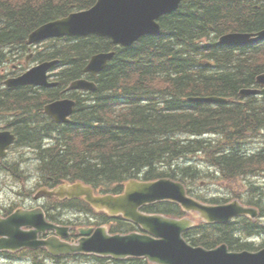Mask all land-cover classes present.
Here are the masks:
<instances>
[{
  "label": "trees",
  "instance_id": "1",
  "mask_svg": "<svg viewBox=\"0 0 264 264\" xmlns=\"http://www.w3.org/2000/svg\"><path fill=\"white\" fill-rule=\"evenodd\" d=\"M95 3L0 0V65L26 50L29 34L39 26ZM161 24L159 36L144 37L126 48L97 36L50 40L38 60H59V86L36 96L27 86L0 90V106L22 110L31 121L37 112L38 122L23 125L18 136L27 144L38 142L41 170L56 182L81 180L116 192L122 182L139 176L194 180L199 177L189 159L199 155L231 183L248 171L264 170V149L251 150L252 143L263 137L264 89L261 97L238 96L264 73V43L239 49L216 43L226 33L263 30L264 0H183ZM112 50L115 56L95 80L97 90L68 95L77 102L72 123L43 121L44 104L63 97L65 88L84 75L94 54ZM204 96L229 101L214 105L189 101ZM53 133L52 147L43 148V139ZM240 228L237 223L209 227L206 231L215 237L191 242L210 247L227 243L240 249L232 233ZM247 228L246 233H264V227L253 223ZM93 261L109 264L98 257ZM127 264L145 263L133 259Z\"/></svg>",
  "mask_w": 264,
  "mask_h": 264
},
{
  "label": "water",
  "instance_id": "2",
  "mask_svg": "<svg viewBox=\"0 0 264 264\" xmlns=\"http://www.w3.org/2000/svg\"><path fill=\"white\" fill-rule=\"evenodd\" d=\"M183 0H98L90 10L75 13L65 19L49 23L30 36L29 44L51 37H83L97 35L109 38L115 45L131 47L144 36H157L161 33L158 23L160 18L175 12ZM264 40V31L258 34L232 33L223 36L220 44L242 46ZM115 52L101 53L94 56L85 69L94 77L105 70ZM57 62H47L34 67L17 80H12L9 86L35 85L53 87L57 83L48 82V71ZM258 83L264 86V76L258 78ZM96 85L85 79L74 81L67 89L95 90ZM259 90H244L241 95L258 94ZM194 101L218 102L216 98H197ZM75 101L70 99L52 103L45 112L57 122H67L74 112ZM42 196L64 198H82L95 210L103 211L110 216L122 215L125 219L135 222L147 234L131 233L128 235H110L107 228H99L89 238H83L78 243L62 242L58 238L45 241L37 240V232L32 234L22 232L25 222H18L20 216L0 222V250L22 248H46L53 256H69L75 254H94L124 260L128 257L146 258L153 264H264V250L257 253L229 252L226 245L214 250L194 248L189 245L182 234L193 227L188 218L177 220L163 216L141 214L139 210L158 202H173L182 206L188 214L198 212V216L207 223L228 222L233 217L250 215L257 217L253 209L243 207L239 201L227 205L214 206L198 202L187 194L185 186L171 179H161L154 182H139L131 180L125 184L121 195L97 196L90 186L83 183L66 184L55 190L43 189L36 198ZM38 232H46L52 226L44 225L42 215ZM84 237L91 235V230H81ZM60 236L62 235L58 232Z\"/></svg>",
  "mask_w": 264,
  "mask_h": 264
},
{
  "label": "flooded vegetation",
  "instance_id": "3",
  "mask_svg": "<svg viewBox=\"0 0 264 264\" xmlns=\"http://www.w3.org/2000/svg\"><path fill=\"white\" fill-rule=\"evenodd\" d=\"M18 70L19 68L14 66V70L9 72L8 77L5 78L4 76H0V78L3 79L0 81V90L6 89L4 84L5 81L9 78L16 77L17 73H19ZM10 94L14 95V93ZM18 94L15 93V95ZM37 94L38 91L34 89L30 92V95L36 96ZM35 110L37 111L38 109ZM36 113L37 112H33L32 114L33 118L36 119L31 121L29 117L23 116L22 110H16L14 112L9 107L0 106V148L5 146L10 138L13 139L11 145L4 153L5 155H2L3 151H0V221L11 217L17 211L21 213L33 212L40 208L43 210L47 221L60 226L70 227L71 236L67 241H73L77 239V234L74 233V226L77 223L76 219L80 217L74 215L72 212L83 211L72 210L71 202L68 200L56 202L55 199H35V195L40 188H54L58 185L54 182L52 177L47 179L40 175V161L35 153V147L39 146L38 142H29V144H27L28 140L24 142V140H20L18 136L19 132H23V125L32 123L33 121L38 122L39 117H36ZM41 116H43V121L50 120V118L43 114H41ZM50 141V137H45L42 141L43 146L49 145ZM248 199L250 203L247 204L253 205L252 203H255L254 205H256L260 211V216L264 218L263 205L261 203L252 202L250 196H248ZM237 222V224L240 223L241 228L232 232L233 234L235 233L233 238L237 240L236 242L239 241L238 243L241 244L240 249L241 247L252 249L253 246L248 245L249 240L247 235L250 233L259 234L262 231L246 233V229H248L247 223H251V221H248L247 218H241ZM209 227L215 226H205L202 227V229L197 228L192 231L197 242L206 237V233L210 232L206 231ZM258 227L262 226L258 225ZM240 234L243 237H240ZM51 236H53V233L49 232L46 235L40 236V238ZM32 252L33 251L30 249L20 250L16 253L0 252V259L22 257Z\"/></svg>",
  "mask_w": 264,
  "mask_h": 264
},
{
  "label": "rangeland",
  "instance_id": "4",
  "mask_svg": "<svg viewBox=\"0 0 264 264\" xmlns=\"http://www.w3.org/2000/svg\"><path fill=\"white\" fill-rule=\"evenodd\" d=\"M30 66H35V63L30 61ZM262 142V144L264 145V140H259ZM258 146V145H257ZM190 160H195L194 164H203L202 159L200 158H190ZM219 178V176H216L215 180L212 181H208L206 178L198 181L197 183H191L193 190L200 194V196L204 197V198H212L213 196L223 199V198H227L230 197L233 193H242L243 192H249V189H245V188H241L239 187V184L241 185L242 183H244L245 181L248 182V180H244V179H240V182H236L234 184L236 185H230V184H224L222 183V181ZM182 179V178H181ZM253 182H257L258 184L264 183L263 180L259 181L260 179L257 178H251L250 179ZM189 182H191V180H187ZM205 181V184H204ZM204 184V186H202ZM245 184V183H244ZM224 200V199H223ZM263 224H264V220H263ZM257 243L262 244L264 243V237H260L257 240ZM36 260L34 259H27V257H22L21 260H11V259H0V264H95V262L93 261V259L90 258H78V259H72V260H68V261H63V262H57L56 260H51V259H47L45 257H43V255L39 256V257H35Z\"/></svg>",
  "mask_w": 264,
  "mask_h": 264
},
{
  "label": "bare ground",
  "instance_id": "5",
  "mask_svg": "<svg viewBox=\"0 0 264 264\" xmlns=\"http://www.w3.org/2000/svg\"><path fill=\"white\" fill-rule=\"evenodd\" d=\"M69 136V135H68ZM64 140V139H63ZM119 182V181H118Z\"/></svg>",
  "mask_w": 264,
  "mask_h": 264
}]
</instances>
